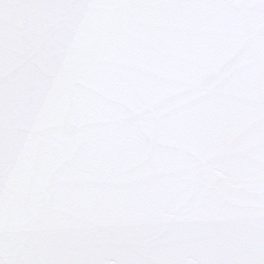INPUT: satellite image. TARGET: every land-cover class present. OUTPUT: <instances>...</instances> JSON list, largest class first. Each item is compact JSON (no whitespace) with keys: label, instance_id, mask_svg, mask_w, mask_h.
Wrapping results in <instances>:
<instances>
[{"label":"snow or ice","instance_id":"snow-or-ice-1","mask_svg":"<svg viewBox=\"0 0 264 264\" xmlns=\"http://www.w3.org/2000/svg\"><path fill=\"white\" fill-rule=\"evenodd\" d=\"M0 264H264V0H0Z\"/></svg>","mask_w":264,"mask_h":264}]
</instances>
